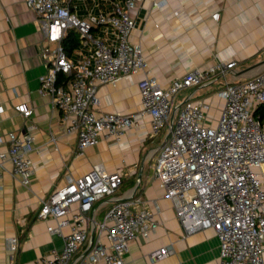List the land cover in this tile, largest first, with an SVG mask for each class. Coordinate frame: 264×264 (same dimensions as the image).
Returning a JSON list of instances; mask_svg holds the SVG:
<instances>
[{"label":"built area","instance_id":"built-area-1","mask_svg":"<svg viewBox=\"0 0 264 264\" xmlns=\"http://www.w3.org/2000/svg\"><path fill=\"white\" fill-rule=\"evenodd\" d=\"M143 2L25 0L45 38L40 54L47 73L41 78L40 92L49 94L60 111L63 131L78 137L77 156L102 137L121 140L137 124L136 115H149L152 135L167 125L166 140L156 149L154 178L173 202L184 232L212 228L220 239L219 264H264V122L255 114L264 103V69L245 80L225 82L217 90L225 103L215 125L207 123L209 100H192L189 95L176 104L175 98L184 88L226 75L235 59L194 67L168 86L147 73L138 82L142 104L137 114L97 112L100 85L147 69L143 47L131 35ZM162 3L155 0L158 7ZM211 16L220 18L217 11ZM70 29L81 37L75 56L62 45ZM16 108L25 118L34 111L26 103ZM33 142L31 133L9 131L5 138L0 136V177L11 163L13 177L30 183L34 172L28 154ZM5 143L7 149L2 148ZM122 182L120 170H106L102 163L81 176L67 175L64 186L41 200L37 213L40 220L57 221L48 230L60 234L64 246L31 264H125L130 243L138 235L149 237L160 226L156 213L161 207L154 200L155 208L149 209L136 191L116 196ZM106 198L113 204L98 221L91 212L96 202ZM6 239L15 260L20 239L16 235ZM168 253L166 247L160 248L150 259Z\"/></svg>","mask_w":264,"mask_h":264},{"label":"crops","instance_id":"crops-1","mask_svg":"<svg viewBox=\"0 0 264 264\" xmlns=\"http://www.w3.org/2000/svg\"><path fill=\"white\" fill-rule=\"evenodd\" d=\"M143 1L131 35L143 47L147 69L121 77L114 84L100 85L97 112L137 114L142 104L138 82L147 73L168 86L194 67L235 59L236 64L226 75L184 88L175 98L176 104L189 95L192 100H209L212 108L207 123L215 125L225 103L217 90L225 82L242 81L264 69V0H161V7L155 0ZM215 11L219 20L211 16ZM36 18L25 0H0V136L5 138L9 131L34 136L28 154L34 172L30 183L25 185L13 177L11 163L0 177V264H31L53 248H63L64 238L48 230L57 221L37 218L40 202L52 190L64 186L67 175L81 176L99 163L106 170L123 173L116 196L136 188L149 209L155 208L154 200L161 207L156 213L160 226L149 237L138 235L130 243L125 264H219L217 233L212 228L184 232L173 202L154 178L156 149L166 140L167 125L152 135L149 115H136L137 124L121 140L102 137L99 143L86 147L84 155L77 156L78 137L63 131L60 111L49 94L40 92L47 64L40 54L45 38ZM19 103L33 107L29 118L17 110ZM2 148L7 149V143ZM104 200L96 202L91 212L98 221L113 204L108 198ZM13 235L20 239L15 260L6 239ZM90 236L91 232L88 242ZM164 247L169 252L166 256L150 259L154 251Z\"/></svg>","mask_w":264,"mask_h":264},{"label":"trees","instance_id":"trees-1","mask_svg":"<svg viewBox=\"0 0 264 264\" xmlns=\"http://www.w3.org/2000/svg\"><path fill=\"white\" fill-rule=\"evenodd\" d=\"M63 37L62 45L64 46L67 54L73 56L75 49L79 48L81 45L80 35L76 30L70 29ZM255 114L259 115L261 120L264 122V103L257 107Z\"/></svg>","mask_w":264,"mask_h":264},{"label":"water","instance_id":"water-1","mask_svg":"<svg viewBox=\"0 0 264 264\" xmlns=\"http://www.w3.org/2000/svg\"><path fill=\"white\" fill-rule=\"evenodd\" d=\"M141 181V178L138 179V183ZM134 191H136V188L134 189Z\"/></svg>","mask_w":264,"mask_h":264}]
</instances>
